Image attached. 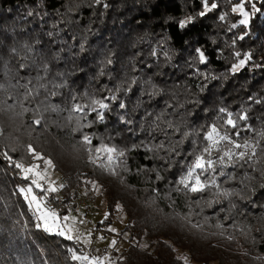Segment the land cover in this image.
<instances>
[{
  "label": "trees",
  "instance_id": "16d2710c",
  "mask_svg": "<svg viewBox=\"0 0 264 264\" xmlns=\"http://www.w3.org/2000/svg\"><path fill=\"white\" fill-rule=\"evenodd\" d=\"M239 1L0 0V264H84L20 191L15 165L34 153L61 177L62 202L98 186V225L119 207L128 243L114 264H264V0L240 2L247 24ZM213 124L251 148L191 192L180 179Z\"/></svg>",
  "mask_w": 264,
  "mask_h": 264
},
{
  "label": "rangeland",
  "instance_id": "374dc122",
  "mask_svg": "<svg viewBox=\"0 0 264 264\" xmlns=\"http://www.w3.org/2000/svg\"><path fill=\"white\" fill-rule=\"evenodd\" d=\"M241 1L242 0L237 2L234 8L240 5ZM244 11H246L245 8ZM242 18L244 19L245 17L242 15ZM37 154L38 153H34L32 155L29 164H20H23L25 167L38 166L36 171L41 173L46 172L45 180H41L40 183L44 185L45 189L50 185L57 190L55 192L42 191L36 188L35 185H32L31 179H27L28 182L20 189H26L31 186L33 193L37 197L43 199L46 207L50 208L46 204V196H50L51 199L55 198L56 204L67 209L65 212L59 213L55 208H50L54 210L56 217L48 218V227L52 230L47 231L45 230L43 221L39 219V214L36 212L35 207L30 206L29 200L25 199L37 225H40L38 228L46 233H54L57 235H60L58 234L59 231L63 230L67 235H71V240L78 243L81 247L82 252L76 253L77 255L87 254L89 257H99L103 261V264H114V262L121 257V252L128 243V234L122 230L126 218L119 210V207L117 206V210L112 213L109 223L98 225L105 218V204L100 195L98 186H95L93 183L80 186L77 189L75 197L69 199L65 203L62 202V194L59 191L62 184L61 177L53 170L52 164L49 166L45 163V161H49V159L42 157L40 154H38V158ZM95 163H98L97 159H95ZM17 171L21 175L20 178H24V173L21 169L18 168ZM29 175L31 176V174ZM22 194L25 198V194ZM64 217H68V219L64 220ZM111 229L115 231H111ZM60 236L66 238L65 235ZM113 241H115V244H113ZM105 257H107V259H104ZM83 263L87 264V262Z\"/></svg>",
  "mask_w": 264,
  "mask_h": 264
},
{
  "label": "snow or ice",
  "instance_id": "6c2138e0",
  "mask_svg": "<svg viewBox=\"0 0 264 264\" xmlns=\"http://www.w3.org/2000/svg\"><path fill=\"white\" fill-rule=\"evenodd\" d=\"M204 6L205 10H211V8H215L216 4L213 3L209 7L208 0H204ZM239 10L240 13L245 17L240 21L241 24H247V18H248V13L244 11L243 5H238L236 8L233 9V11ZM204 12H201L200 15H204ZM191 18H189L190 20ZM223 19V17H221ZM188 21H180V27H184ZM235 26V25H234ZM239 55V53H237ZM203 53H201V60H203ZM246 60H240V62L236 65H233L232 71L236 72L238 71L243 65L245 64ZM95 103H98L100 108L104 109L107 108L108 105L104 104L102 101H96ZM77 111H79V106H77ZM95 110V109H94ZM221 111H224L221 109ZM229 119L226 121L228 125L231 127L235 128L237 126L236 121L232 119V114L229 113ZM98 118L100 120L104 119L103 113L100 112L98 113ZM239 119H247L246 116H240ZM204 139L208 141L209 143L201 150L200 154L195 155L194 159L192 162L188 165L187 168V173L180 179V183L184 185L185 188H188L189 191L191 192H201L203 191L206 187H208L210 184H215V178H205L202 179V176L205 175V173L209 171H215L216 166L219 165H227L228 163L233 161L234 156H238L239 159H244L245 156L247 155L246 152L240 151L239 153L235 152V149H241V148H251V145L245 143V144H240L236 143L235 140H232L231 137L227 134H221V131L216 127L215 124L211 126V129L206 132ZM85 141L90 142L88 140V137L85 136ZM222 141H227L230 147L227 148V150H222L219 145L221 144ZM31 150V149H30ZM104 151L108 153L115 152L116 149L114 148H104ZM213 150H216L217 152L222 151V155L218 157V159L213 160L211 158V154ZM34 151V150H33ZM97 151H100V149H97ZM254 154V150H253ZM119 155H123V153H119ZM38 157V154H37ZM39 158V157H38ZM109 160L112 159L111 155L108 157ZM46 164L51 166V161H45ZM17 168L21 169V171L24 173V178L25 179H31L32 185H35L36 188L41 189L42 191L45 192H55L57 189L54 187H51L49 185L48 188H44V185L40 183L41 180H45L46 177V172L41 173L36 171V168L38 166H31V167H25L23 164L17 163L15 165ZM31 174V176L29 175ZM220 175H224L223 172L220 173ZM32 177H37V178H32ZM22 193L25 194V199L29 200L30 206H34L36 212L39 214V219L43 221L45 230L51 231L52 229L48 227V218L49 217H56V213L54 210L46 207L44 204V201L42 198L37 197L33 191L32 187L29 186L28 188H22L20 189ZM30 198V199H29ZM107 218V217H106ZM64 220H67L68 217H64ZM37 227H40V225H37ZM111 231H115L114 229H111ZM60 235H65L67 239L71 240L72 236L67 235L63 230H60L59 233ZM87 242V241H86ZM113 244H115V241H113ZM73 260L77 261H82V262H87V264H103V261L99 257H89L87 254H73L72 256ZM104 259H107L105 257Z\"/></svg>",
  "mask_w": 264,
  "mask_h": 264
},
{
  "label": "built area",
  "instance_id": "2783aa9c",
  "mask_svg": "<svg viewBox=\"0 0 264 264\" xmlns=\"http://www.w3.org/2000/svg\"><path fill=\"white\" fill-rule=\"evenodd\" d=\"M16 176H17V177H20V176H21L20 173H19L18 171L16 172Z\"/></svg>",
  "mask_w": 264,
  "mask_h": 264
}]
</instances>
